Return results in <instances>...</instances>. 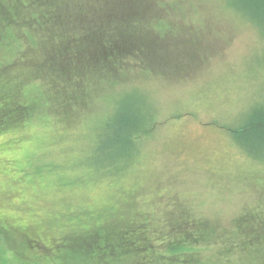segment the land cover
<instances>
[{
    "label": "rangeland",
    "instance_id": "1",
    "mask_svg": "<svg viewBox=\"0 0 264 264\" xmlns=\"http://www.w3.org/2000/svg\"><path fill=\"white\" fill-rule=\"evenodd\" d=\"M43 1L50 8L49 0ZM135 2L124 0V10L120 0L75 4L98 21L114 16L131 20ZM143 5L151 10L150 27L145 36L144 28L136 31L134 45L160 60L149 57L154 69H136L100 89L98 102L74 113L73 123L52 117L46 99L50 89L28 73H20L19 82L0 81L1 94L9 91L22 104L36 99L32 117L0 130V252L5 264H117L99 255V244L117 241L124 225L139 222L141 209L168 210L166 201L174 192H187V207L226 228L237 209L264 208V144L255 158L222 129L240 127L254 108L264 106V34L227 0H144ZM24 10L23 18L30 20L42 9L36 0H0V18L12 22L0 21V34L12 33L4 42L0 38V62L11 59L17 42H23L25 25L18 18ZM66 10L62 6L58 17ZM49 42L47 49L54 45ZM125 93L144 97L151 130L123 168L101 172L96 160L104 118ZM164 190L167 198L160 195ZM99 226L97 254L90 262L77 253L87 248L78 241L88 240Z\"/></svg>",
    "mask_w": 264,
    "mask_h": 264
},
{
    "label": "trees",
    "instance_id": "2",
    "mask_svg": "<svg viewBox=\"0 0 264 264\" xmlns=\"http://www.w3.org/2000/svg\"><path fill=\"white\" fill-rule=\"evenodd\" d=\"M43 2L36 0V7L42 9L36 19L23 18L28 10L18 18L25 25L20 31L24 34L23 42H17L11 59L0 62V81L5 80V85L6 81L19 82L20 73L24 76L28 73L37 79L43 88L51 91L46 99L53 107L49 113L55 119L73 123L77 120L72 117L74 113L89 110L92 102H98L100 89L104 90L106 85L114 86L123 76L134 75L136 69L142 72L154 69L149 57L158 60L159 56L147 55L142 46L134 45L138 41L136 35L139 32L136 31L144 28L145 36V29L150 27L148 12L151 10L143 5L144 0H137L131 12H127L129 16L135 15L131 20L114 16L100 21L82 13L79 4H75L76 0H67L63 4V0H49L50 8H46ZM227 2L264 34V0ZM120 3L123 10L127 9L124 0ZM62 6L67 10L59 18ZM89 7L94 6L91 4ZM156 11L154 16L157 12L159 14ZM59 20L65 23L61 26ZM160 20L157 18L154 22ZM0 21L7 26L12 24L7 19L0 18ZM67 23L74 25L66 28ZM85 32L88 33L87 39L84 38ZM0 35L4 42L6 35L12 33L8 31ZM50 40L54 45L47 49ZM9 74L11 76L6 78ZM124 83L127 84L126 81ZM93 90L95 94H92ZM143 99L135 93H125L113 101L111 113L104 118L105 124L99 136L96 163L101 172H116L123 168L133 159L138 142L150 133L147 124L150 111L144 106ZM35 102L36 99H32L28 104H22L11 92L0 93V130L3 126L25 123V119L33 115ZM222 129L243 145L250 155L259 157L258 150L264 144V106L254 108L240 127ZM166 193V190L161 192V197L167 198ZM187 195V192L171 193L172 197L166 201L169 208L164 212L141 209L139 222L124 225L118 231L117 241L107 239L99 244V255L106 258L107 263L117 264H264L262 205L237 209L231 226L226 228L217 221L209 222L201 211L187 207L183 200ZM178 199H182V204L177 203ZM100 230L99 226L97 233H91L88 240L81 237L78 241L87 248L77 253H83L84 259L90 262L94 253L97 254L95 247ZM0 264H5L1 252Z\"/></svg>",
    "mask_w": 264,
    "mask_h": 264
}]
</instances>
